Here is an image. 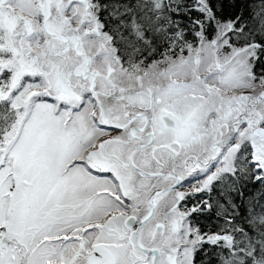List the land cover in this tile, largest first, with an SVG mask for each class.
<instances>
[{
	"label": "snow or ice",
	"instance_id": "snow-or-ice-1",
	"mask_svg": "<svg viewBox=\"0 0 264 264\" xmlns=\"http://www.w3.org/2000/svg\"><path fill=\"white\" fill-rule=\"evenodd\" d=\"M0 264H264V0H0Z\"/></svg>",
	"mask_w": 264,
	"mask_h": 264
}]
</instances>
